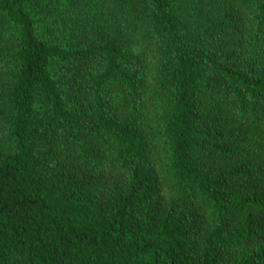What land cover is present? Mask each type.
<instances>
[{
	"label": "trees",
	"instance_id": "obj_1",
	"mask_svg": "<svg viewBox=\"0 0 264 264\" xmlns=\"http://www.w3.org/2000/svg\"><path fill=\"white\" fill-rule=\"evenodd\" d=\"M0 264H264V0H0Z\"/></svg>",
	"mask_w": 264,
	"mask_h": 264
}]
</instances>
